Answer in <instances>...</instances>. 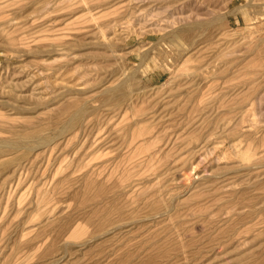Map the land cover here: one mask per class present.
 Wrapping results in <instances>:
<instances>
[{
	"label": "rangeland",
	"instance_id": "374dc122",
	"mask_svg": "<svg viewBox=\"0 0 264 264\" xmlns=\"http://www.w3.org/2000/svg\"><path fill=\"white\" fill-rule=\"evenodd\" d=\"M0 264H264V0H0Z\"/></svg>",
	"mask_w": 264,
	"mask_h": 264
},
{
	"label": "bare ground",
	"instance_id": "6f19581e",
	"mask_svg": "<svg viewBox=\"0 0 264 264\" xmlns=\"http://www.w3.org/2000/svg\"><path fill=\"white\" fill-rule=\"evenodd\" d=\"M208 28V27H207ZM188 29V28H187ZM181 31H183V29L181 30ZM185 31H186V29H185ZM202 31V30H201ZM181 33V32H180ZM182 34V33H181ZM180 35V34H179ZM180 39V38H179ZM178 41H180V40H178ZM179 43V42H178ZM181 43V42H180ZM176 46H177V43H176ZM179 46V45H178ZM180 49V48H179ZM111 89V88H110ZM113 90V89H112ZM110 91V90H109ZM117 93V92H116ZM115 93V94H116ZM120 94V93H119ZM113 95V94H112ZM114 96V95H113ZM113 96H111V97H113ZM105 97V96H104ZM110 100V99H109ZM131 200V199H130ZM241 210V209H240Z\"/></svg>",
	"mask_w": 264,
	"mask_h": 264
}]
</instances>
